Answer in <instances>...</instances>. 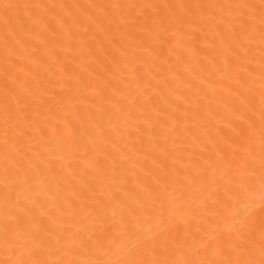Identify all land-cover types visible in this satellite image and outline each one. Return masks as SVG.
Here are the masks:
<instances>
[{
	"label": "snow or ice",
	"instance_id": "snow-or-ice-1",
	"mask_svg": "<svg viewBox=\"0 0 264 264\" xmlns=\"http://www.w3.org/2000/svg\"><path fill=\"white\" fill-rule=\"evenodd\" d=\"M0 264H264V0H0Z\"/></svg>",
	"mask_w": 264,
	"mask_h": 264
}]
</instances>
